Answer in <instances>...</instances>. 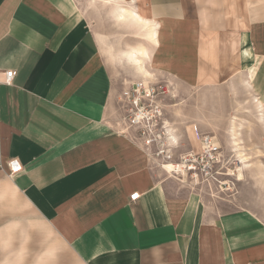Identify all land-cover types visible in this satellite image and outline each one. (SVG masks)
Wrapping results in <instances>:
<instances>
[{
    "label": "crops",
    "instance_id": "crops-1",
    "mask_svg": "<svg viewBox=\"0 0 264 264\" xmlns=\"http://www.w3.org/2000/svg\"><path fill=\"white\" fill-rule=\"evenodd\" d=\"M143 67L238 80L264 112V0H0V264H264L263 223L171 175L126 121Z\"/></svg>",
    "mask_w": 264,
    "mask_h": 264
},
{
    "label": "rangeland",
    "instance_id": "rangeland-1",
    "mask_svg": "<svg viewBox=\"0 0 264 264\" xmlns=\"http://www.w3.org/2000/svg\"><path fill=\"white\" fill-rule=\"evenodd\" d=\"M146 69L143 67L141 71L144 80L151 76ZM145 83L160 84V90H166L156 96L161 114L154 137L151 135L146 143L139 130L133 127L146 151L171 175L193 190H201L207 201H222L224 210H250L264 225V112L261 98L254 94L258 97L255 98L250 90H246L247 85L235 79L219 88L186 87L157 80ZM203 90H206L204 93L209 91L206 98L204 93H199ZM215 93L218 94L216 99ZM119 102L124 106L126 119V102L121 99ZM194 127L214 136L220 146V161L213 164L208 174L195 161H184L201 149L200 141L194 136Z\"/></svg>",
    "mask_w": 264,
    "mask_h": 264
},
{
    "label": "built area",
    "instance_id": "built-area-1",
    "mask_svg": "<svg viewBox=\"0 0 264 264\" xmlns=\"http://www.w3.org/2000/svg\"><path fill=\"white\" fill-rule=\"evenodd\" d=\"M13 75V70H6L3 74L2 81L4 83H10ZM161 87L160 84L152 85L137 81L131 89L123 92L120 98L122 101L125 100V105L128 108L126 115L128 124L139 130L140 136L145 138L146 143H148L151 135L154 137L155 126L161 114V108L156 98L160 92L166 91L164 89L160 90ZM194 134L201 143V149L196 155L184 158V161H195L208 174L211 172L213 164L220 161V146L214 136L201 133L196 127H194ZM7 165L10 174H15L22 170V164L16 158L9 159ZM173 165L179 166V164ZM138 196V192H133L129 198L133 201Z\"/></svg>",
    "mask_w": 264,
    "mask_h": 264
},
{
    "label": "bare ground",
    "instance_id": "bare-ground-1",
    "mask_svg": "<svg viewBox=\"0 0 264 264\" xmlns=\"http://www.w3.org/2000/svg\"><path fill=\"white\" fill-rule=\"evenodd\" d=\"M166 167H167V166H166ZM168 167H169V168H171V167H172V165H169ZM172 170H173V168H172Z\"/></svg>",
    "mask_w": 264,
    "mask_h": 264
}]
</instances>
